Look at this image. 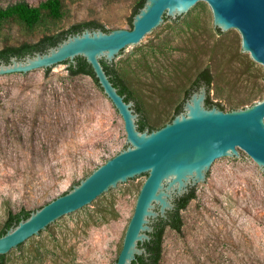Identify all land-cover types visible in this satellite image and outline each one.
I'll use <instances>...</instances> for the list:
<instances>
[{
    "label": "rangeland",
    "instance_id": "1",
    "mask_svg": "<svg viewBox=\"0 0 264 264\" xmlns=\"http://www.w3.org/2000/svg\"><path fill=\"white\" fill-rule=\"evenodd\" d=\"M45 1L0 0V7ZM141 1L63 0L61 19L32 28L8 18L0 22V50L90 21L109 31L130 30ZM114 62L147 121L157 127L171 122L207 68L212 83L206 96L225 112L264 99L263 65L242 42L204 24L126 48ZM69 66L0 75V230L10 214L34 212L63 196L127 144L124 120L112 101L93 77L73 76ZM146 179L122 185L5 264H117ZM192 190L194 199L180 213L181 231L165 229L160 264H264V169L241 152Z\"/></svg>",
    "mask_w": 264,
    "mask_h": 264
},
{
    "label": "water",
    "instance_id": "2",
    "mask_svg": "<svg viewBox=\"0 0 264 264\" xmlns=\"http://www.w3.org/2000/svg\"><path fill=\"white\" fill-rule=\"evenodd\" d=\"M199 24L242 42L243 50L264 67V0H146L130 30L87 29L45 52L0 63V75H7L57 71L68 65L64 62L84 58L123 118L127 134V144L116 156L0 237V256L17 255L69 217L91 206L95 209L122 185L147 177L117 260L132 264L146 254L143 243L150 240L153 222L167 219L176 199L199 182L207 184V174L229 156L243 152L264 169V99L225 112L207 106V86L202 84L170 123L152 132L140 131L134 102L119 93L101 63L113 64L126 48Z\"/></svg>",
    "mask_w": 264,
    "mask_h": 264
},
{
    "label": "trees",
    "instance_id": "3",
    "mask_svg": "<svg viewBox=\"0 0 264 264\" xmlns=\"http://www.w3.org/2000/svg\"><path fill=\"white\" fill-rule=\"evenodd\" d=\"M145 0L141 1L136 10L135 15L139 12V10L144 6ZM63 0H46L42 2L38 7H33L27 4L26 2H17L15 4H11L6 8L0 7V22L6 20L8 18H16L22 24L27 27H34L35 25L39 24L42 21H57L61 19L63 15ZM131 29L133 28V21L130 23ZM102 29L105 32H109L102 24H99L95 21L84 22L72 25L68 30L60 32L55 35H46L42 37L36 43H24L19 46H6L0 50V63L6 62L9 63L12 57L24 58L27 55H33L37 52H45L50 47L56 46L58 43L65 40L70 35H75L78 33H82L83 31L95 30V29ZM122 52V51H121ZM101 63L110 77L111 82L114 86L118 89L119 93L122 96H125V100L127 102L133 101L134 102V109L139 114V121H138V128L140 131L149 130L150 132L154 130H158L163 126L157 127L155 125L150 124L146 117L144 116L142 109L140 108L139 104L136 102V99L133 96L132 91L127 86L124 79L119 75L116 67L115 62L113 64H109L105 60H101ZM64 64H69V71L71 75H89L93 77L96 83L99 85L98 79L95 77V73L93 68L88 64V62L82 58L77 57L75 62H64ZM50 69H47L46 72L48 73ZM212 83V76L210 74L209 69H204L201 71L195 83L193 84L192 90L197 89L200 85L206 84L208 91L210 90V86ZM190 92L187 93V96L190 95ZM246 103L237 104V106H232L230 111L238 110V109H245ZM254 105V104H251ZM207 106L209 108L213 106L219 107L221 110L224 111V108L219 104H214L207 98ZM182 110V105H180L174 117L179 114ZM172 118V120L174 119ZM171 120V121H172ZM194 199V190H191L188 194L177 198L175 201V208L168 213L167 219L159 218L153 222V231L150 233V240L145 241L143 243V247L146 249V254L141 256H137V259L132 264H160L161 257H162V243L164 232L167 227H171L172 229L180 232L183 227V222L181 218V211L185 210L189 203ZM31 214V211L22 210L17 214H10L5 226L2 230H0V237L5 235L9 229L15 227L19 224V222L23 219H27ZM21 246V245H20ZM19 246V247H20ZM5 256H0V264H5Z\"/></svg>",
    "mask_w": 264,
    "mask_h": 264
}]
</instances>
